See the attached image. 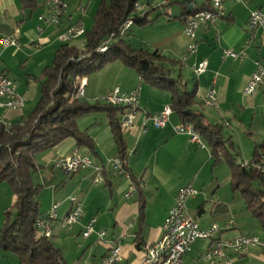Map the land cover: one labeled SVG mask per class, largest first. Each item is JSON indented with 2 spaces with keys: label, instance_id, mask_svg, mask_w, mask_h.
I'll use <instances>...</instances> for the list:
<instances>
[{
  "label": "crops",
  "instance_id": "crops-1",
  "mask_svg": "<svg viewBox=\"0 0 264 264\" xmlns=\"http://www.w3.org/2000/svg\"><path fill=\"white\" fill-rule=\"evenodd\" d=\"M44 1L0 0V39L15 37L18 42L17 47L4 48L0 44L1 70L15 83L17 92L24 98V106L30 103L34 106L37 102L39 84L36 79L42 70L52 63L54 52L62 45L58 35L75 25H81L85 32L89 31L99 2L60 0L66 6L61 25L46 27L39 33L36 30L37 17L44 12ZM153 1L146 0L147 10L144 12H141L138 6L137 14L143 16L154 12L162 23V35L168 38L167 43L164 50L156 48L154 51L161 54L163 51L168 52L179 62L173 75L180 74L187 89L188 82L184 75L192 77L194 79L192 89L196 88V96H204L206 89L214 82L217 107L205 108L196 99L197 108L210 125L223 127V135L232 140L239 154L238 161L251 163L255 148L264 145V83L253 95H245L244 90L256 68L264 69V28L253 34L254 39L246 50L245 59L223 61L221 54L225 49L236 53L243 50L249 36L247 33L249 11L260 9L264 12V0H244L243 4L225 5L226 16L223 19L198 30L197 50L194 55L186 53L189 40L183 34L184 24L178 19L181 8L176 3L177 0H161L157 5ZM203 2L204 0H196L198 6ZM168 6H173L177 10L169 13L163 9ZM131 28L132 25L127 31ZM79 38L72 39L67 44L74 46L73 41ZM202 61L207 62V70L203 75L195 77L192 69ZM85 83L84 99L87 102L101 99L116 87L125 93L140 87L135 127L129 133H123V138L127 152L126 167L128 173L140 184L144 211L141 219L138 195L134 193L130 198H125L129 180L116 174L109 166V162L117 157V148L106 114L98 113L79 118L78 129L91 138L95 155L89 153L86 148L78 147L74 140L68 139L43 153L40 157L43 166L39 167L44 169L51 166V169H56L54 167L56 161L77 152L103 168L104 182L94 184L96 173L92 169L81 170L74 175L62 172L63 178L55 175L54 170L49 173H45V170L37 172L41 175L36 185L41 186V193H44L43 204L40 199L41 193L39 195L40 212L45 214L53 204L58 205L59 221L53 227L50 241L61 250L64 263L98 264L111 245H119L123 256L122 264H141L143 259L141 245L156 243L162 238L163 223L168 211L175 204L179 189L190 184L200 193L187 201L188 214L195 219L201 230H208L213 225L219 230L213 233L211 239L197 240L191 246L190 252L183 257V262L220 264L207 262L202 258L212 242L234 241L240 237L250 236L258 239L257 245L247 247L239 256L228 250L226 256L238 260L241 264H264V240L260 243L259 238L253 234L257 226L260 229L259 223L246 210L241 197V201H238L235 196L238 192L232 190L230 179L229 193L228 191L226 193V187H221L216 181V171L224 164L212 169L211 154L203 142L204 146L200 147L192 143L188 135L175 134L173 127L181 123L174 114H171L169 122L162 129H156L149 120L165 106H169L170 94L144 84L135 72L120 63L107 65L85 78ZM89 86L91 91L86 94ZM23 108L2 113L0 123L4 125L18 123L25 118ZM83 118H90V124L80 129V120ZM143 126L146 128L145 134L141 132ZM258 155L262 157L263 151H258ZM192 169H197V172L195 174L191 172L194 179L187 183L189 178L186 175ZM65 177L69 178L68 182ZM207 183L209 186L206 188ZM2 185L0 229L4 220L3 213L14 202L9 187L6 189L1 187ZM70 197H74L75 201L82 205L83 216L79 223L67 232L63 229L61 220L71 211ZM209 205H211L209 213H206V206ZM91 218L96 220L94 230L105 232L102 242L96 243L94 234L86 239L81 236L84 226ZM227 224L229 227L225 228ZM65 249L73 250L74 256L71 260L66 258ZM0 264H18V261L15 256L0 249Z\"/></svg>",
  "mask_w": 264,
  "mask_h": 264
},
{
  "label": "trees",
  "instance_id": "trees-1",
  "mask_svg": "<svg viewBox=\"0 0 264 264\" xmlns=\"http://www.w3.org/2000/svg\"><path fill=\"white\" fill-rule=\"evenodd\" d=\"M139 0H99L92 27L86 31L85 48L79 51L65 43L54 52L52 63L46 66L36 79L39 84L37 102L32 111L16 124L0 123V185L11 190L14 202L3 213L0 229V249L16 257L18 264H65L62 252L50 239L40 236L36 221L40 212L41 186L34 184L33 176L41 170L35 156L72 139L78 147L95 155L91 138L77 126L79 118L106 114L111 134L117 148V158L138 195L139 213L142 219L144 201L140 184L128 173L127 152L118 118L122 109L97 100L93 103L76 97L77 82L97 73L104 67L120 63L135 72L140 80L155 89L170 94V108L181 124L191 125L207 146L212 158V169L220 164L228 167L230 186L244 201L246 210L257 220L264 240V177L254 168H246L238 161L239 154L230 138L223 135V127L210 125L197 108L196 88L188 90L180 74L173 75L179 62L158 51L136 47L128 39L126 31L120 36V28L127 21L144 26L149 21L147 13L137 14ZM181 8L178 17L184 24L196 11H209V0L193 5L187 0H177ZM109 40L106 50L99 48ZM263 151L262 157L258 151ZM264 157V145L257 146L252 162ZM104 171V170H103Z\"/></svg>",
  "mask_w": 264,
  "mask_h": 264
},
{
  "label": "built area",
  "instance_id": "built-area-1",
  "mask_svg": "<svg viewBox=\"0 0 264 264\" xmlns=\"http://www.w3.org/2000/svg\"><path fill=\"white\" fill-rule=\"evenodd\" d=\"M192 5L196 3V0H187ZM211 10L198 12L196 17H187L183 25V34L189 40L187 46V55H194L197 50L196 36L198 30L208 24H213L216 21L223 19L226 16L225 5H237L243 4L244 0H209ZM66 6L60 0H45L44 12L38 15L37 32L41 33L46 27H59L61 25V19L65 13ZM127 20L120 28V36L123 35V27H126ZM264 28V12L260 9H253L249 11L247 21V33L248 39L243 47V50L236 53L232 50H222L221 59L223 61H238L246 58V50L248 49L250 42L254 39L253 34ZM84 29L81 25L71 26L58 35V40L61 43H68L72 39L78 38L84 34ZM107 40L99 50L105 48L108 45ZM2 47H17L18 42L15 37L0 39ZM208 64L206 61H202L193 67L192 72L195 77L203 75L207 70ZM264 83V69L257 67L252 73L245 87V95H253L258 88ZM85 80L79 79L76 86V97H84ZM139 98L140 87L137 89L125 93L118 87L107 92L100 101L102 103L119 107L122 109V113L118 118L119 128L123 133H129L134 130L137 112L139 111ZM197 101L204 105L205 108L217 107V91L214 87V82L206 89L204 96H197ZM24 106L23 97L17 92L15 83L9 79V77L1 70L0 63V114L8 110L22 109ZM172 114L170 106H165L159 113L151 116L149 120L156 129L164 128L169 122V118ZM142 134L146 133V128L143 126L141 130ZM173 132L178 135H188L192 143L198 144L203 147V143L198 134H195L191 125L180 124L173 127ZM109 166L116 174L125 177L129 180L130 184L128 191L125 194V198H130L135 193V187L131 183L128 174L124 171L121 161L116 157ZM243 166L246 168H254L258 170L264 177V158H261L257 162L245 163ZM55 168L69 174L74 175L81 170L92 169L96 173L94 184H100L104 182L103 168L96 165L87 156H82L77 152L71 155L59 159L55 162ZM198 194L197 190L190 184L179 189L174 206L168 211L165 221L162 226L163 236L156 243H144L141 245L140 250L143 254L141 264H151V259L154 257V253L158 250V246H165L166 257L164 264H185L183 257L190 252L191 246L199 239L208 240L211 239L214 232L218 231V227L213 225L208 230H201L187 212L186 203L189 199H193ZM74 197L69 198V202ZM58 205L53 204L47 213L43 214L35 223V229L37 233L47 239L52 237V231L54 225L58 220ZM83 216V208L74 209V214L71 217H64L61 220L63 229L70 232ZM96 220L91 218L84 226L81 236L86 239L90 235L96 236L97 242H102L105 237V232L95 231L94 225ZM229 227V224L225 228ZM258 244V239L255 237H240L234 241H214L204 252L202 258L207 262H218L220 264H241L238 260L231 259L226 256V251H231L237 256L242 255L247 247L255 246ZM123 256L119 245H111L107 254L99 260L98 264H122Z\"/></svg>",
  "mask_w": 264,
  "mask_h": 264
},
{
  "label": "rangeland",
  "instance_id": "rangeland-1",
  "mask_svg": "<svg viewBox=\"0 0 264 264\" xmlns=\"http://www.w3.org/2000/svg\"><path fill=\"white\" fill-rule=\"evenodd\" d=\"M160 1L161 0H154L153 2H154L155 5H157V4L160 3ZM146 4H147L146 0H139L138 6L141 8V12L142 11L144 12V10H147V5ZM163 9L168 11L169 13H173V11L177 10V8H173V6L164 7ZM137 11H138V7H137ZM153 13L154 12L150 13L149 15H147V20L149 21V23H147L146 25L141 27V26H138L136 24H132V28L127 32V34L129 35L128 39L136 47H142L143 49L148 50V51H154L156 48H162L161 50H164L163 48H165V45L167 43V39L168 38L167 37L166 38L163 37V35H162V32H163L162 29L163 28L161 26L162 23L158 19V17L155 16ZM171 21H172V19H171ZM83 35H82V37L80 36L81 38L78 37L79 39H76L75 41H73V45L79 51H83L84 48H85V36H83ZM62 44H65V43H62ZM162 54L164 56H166L167 58H169V59L175 60L174 58H172L170 56V54L168 52H164L163 51ZM174 70H177V69L175 68ZM90 76H92V75H90ZM184 76H186V78L185 77L184 78L188 82V90H192L194 79L192 77H190L189 75H186V74ZM81 79L85 80L84 77L81 78ZM78 82H79V80H78ZM113 89H111V90H113ZM90 91L91 90H90V86H89L86 89L85 93L88 94ZM152 91H155V90H152ZM156 93H158V92H156ZM163 95L166 96L167 94H163ZM99 101H100V99H99ZM90 103H93V102H90ZM35 104H34V106H35ZM34 106H33V103L25 104V106H23L24 108H23L22 111L24 112L25 117L32 111ZM0 116H1V114H0ZM89 119L90 118H83V120H80L81 121L80 129L86 128L85 126H88V124H90V120ZM42 154L43 153H40V154H37L35 156V163L38 166H43V164L41 163V160H40V157H41ZM54 167H55V164H54ZM42 170L43 171L45 170V173H49L50 171L54 170L53 173L55 175L59 176L60 178L64 177L63 174H62L63 171H61V170H59L57 168L56 169H51V166H46V167H44V169H41L40 171H42ZM191 172H194V174H195L197 172V169H192V170L188 171V175H186L189 178L187 180L188 181L187 183L192 182L193 179H194V176L191 174ZM65 174H67V173H65ZM40 175H41L40 173L39 174H37V173L35 174V176H34V183L35 184L39 183ZM215 177L217 179L216 181H218V184L221 187H226V193H227V191L229 193V189H230L229 188L230 172H229L228 167L226 165L220 166L218 168V170L216 171ZM65 178H66V182H68L69 178L68 177H65ZM209 182H210V179H209ZM198 185H199V183H198ZM199 186L201 188V185H199ZM208 186H209V183H207L206 188ZM1 187H6V189H8V186L6 184H3ZM224 190L225 189H222V191H224ZM197 192H198V194L200 193L198 190H197ZM46 193L48 194V191ZM198 194L196 195V197L198 196ZM235 196L237 197L238 201H241L239 193H237ZM43 197H44V193H41V196H40V199L42 200L41 204H43V202H44ZM210 206L211 205L206 206V209H205L206 213H209ZM42 208L44 209L45 207L42 206ZM253 234L256 235L259 238L260 243L263 242V236H262V233H261L260 229L258 228V226H257V228L255 230H253ZM65 250L66 251H65L64 254H65L66 258L68 260H71L72 257L74 256L73 250L72 249H65Z\"/></svg>",
  "mask_w": 264,
  "mask_h": 264
},
{
  "label": "bare ground",
  "instance_id": "bare-ground-1",
  "mask_svg": "<svg viewBox=\"0 0 264 264\" xmlns=\"http://www.w3.org/2000/svg\"><path fill=\"white\" fill-rule=\"evenodd\" d=\"M198 12H204V10L203 11H201V10L196 11L193 15H191V17L198 16ZM131 20H129L128 23H126V27H123V34L132 25V21ZM105 50H106V46H105V48H102L99 51L100 52H104ZM201 105L204 106L203 104H201ZM213 108H216V107H212V109ZM195 134H198V133L195 132ZM70 203L72 204V208H71V211H70V213H69V215L67 217H71L72 214H74V209L80 208V204L77 203L74 198L71 199V202ZM165 257H166L165 246H158V250L156 251V253H154L153 259H151V264H164Z\"/></svg>",
  "mask_w": 264,
  "mask_h": 264
},
{
  "label": "water",
  "instance_id": "water-1",
  "mask_svg": "<svg viewBox=\"0 0 264 264\" xmlns=\"http://www.w3.org/2000/svg\"><path fill=\"white\" fill-rule=\"evenodd\" d=\"M192 8H193V6H191L189 10H191Z\"/></svg>",
  "mask_w": 264,
  "mask_h": 264
}]
</instances>
